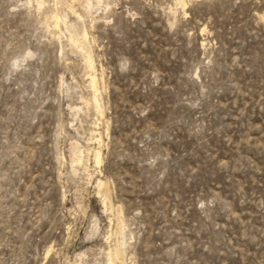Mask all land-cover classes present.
<instances>
[{
	"label": "rangeland",
	"instance_id": "1",
	"mask_svg": "<svg viewBox=\"0 0 264 264\" xmlns=\"http://www.w3.org/2000/svg\"><path fill=\"white\" fill-rule=\"evenodd\" d=\"M121 261L264 264V0H0V264Z\"/></svg>",
	"mask_w": 264,
	"mask_h": 264
},
{
	"label": "bare ground",
	"instance_id": "2",
	"mask_svg": "<svg viewBox=\"0 0 264 264\" xmlns=\"http://www.w3.org/2000/svg\"><path fill=\"white\" fill-rule=\"evenodd\" d=\"M55 26L56 27H58L59 26V24H58V22H56L55 23ZM85 39V38H84ZM74 40V39H73ZM86 41V40H85ZM80 45H82V46H84L85 45V42L83 41ZM88 63H89V67L90 68H92L93 67V64H92V60H91V58L90 57H88ZM93 75V74H92ZM90 82H91V85H92V87L94 88V89H96V87H95V85H96V78L95 77H92L91 78V80H90ZM99 99H98V97H97V94H96V92H95V96H94V105L96 106V108H97V110L98 111H100V104H99V101H98ZM101 113V112H100ZM101 153L100 152H97V154H96V161H97V163L98 164H100L99 162H100V157H101V155H100ZM120 230V229H119ZM114 255V254H113ZM112 254L110 255V259H113V256ZM121 252H120V250L119 249H117V252H116V256H117V258H119V257H121ZM122 258V257H121ZM114 260V259H113ZM122 262V264H125V262L124 261H121Z\"/></svg>",
	"mask_w": 264,
	"mask_h": 264
}]
</instances>
